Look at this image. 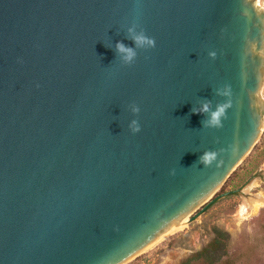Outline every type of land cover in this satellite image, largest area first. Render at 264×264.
I'll return each instance as SVG.
<instances>
[{
  "label": "water",
  "instance_id": "95a60500",
  "mask_svg": "<svg viewBox=\"0 0 264 264\" xmlns=\"http://www.w3.org/2000/svg\"><path fill=\"white\" fill-rule=\"evenodd\" d=\"M263 83L256 0H0V264L143 252L217 199L261 133ZM208 101L219 127L193 112Z\"/></svg>",
  "mask_w": 264,
  "mask_h": 264
},
{
  "label": "rangeland",
  "instance_id": "374dc122",
  "mask_svg": "<svg viewBox=\"0 0 264 264\" xmlns=\"http://www.w3.org/2000/svg\"><path fill=\"white\" fill-rule=\"evenodd\" d=\"M256 2L264 7V0ZM261 97L264 99V83ZM250 184L254 187L247 193L245 189ZM258 193L264 194V121L248 155L210 200L217 199L207 207L199 206L188 215L184 227L170 232L125 264H179L209 243L215 227L230 236L228 253L221 264H264V207L249 217L237 215L243 198Z\"/></svg>",
  "mask_w": 264,
  "mask_h": 264
},
{
  "label": "clouds",
  "instance_id": "9594fccd",
  "mask_svg": "<svg viewBox=\"0 0 264 264\" xmlns=\"http://www.w3.org/2000/svg\"><path fill=\"white\" fill-rule=\"evenodd\" d=\"M129 31L131 32L133 30L129 29ZM133 39H134L135 44L138 47H144V46L155 47L154 38L148 37L144 33H140L138 35H135L133 37ZM116 48H117L119 53L123 54V59H124L125 63H131L134 60V58L136 56V52L133 48L125 46L122 42H117ZM210 55L214 56L215 53H210ZM218 94H221V93H218ZM222 94L226 95L227 93H222ZM226 106L227 105H225V104H219L214 109H212L211 108V102L208 101V102H205L201 106V108L193 109V112L198 113V114H204V113L209 114L208 118L205 119L204 121H202V125L219 127V126H221V117L225 113ZM131 111L134 114H138L140 112V107L138 105L134 104L131 106ZM129 128H130L132 133L140 132L141 131V125H140L139 120L133 119L129 124ZM214 158H215L214 153L205 152L199 157V162L207 165V164H210Z\"/></svg>",
  "mask_w": 264,
  "mask_h": 264
},
{
  "label": "trees",
  "instance_id": "16d2710c",
  "mask_svg": "<svg viewBox=\"0 0 264 264\" xmlns=\"http://www.w3.org/2000/svg\"><path fill=\"white\" fill-rule=\"evenodd\" d=\"M230 236L215 227L213 237L200 251L191 254L179 264H221L227 256Z\"/></svg>",
  "mask_w": 264,
  "mask_h": 264
},
{
  "label": "bare ground",
  "instance_id": "6f19581e",
  "mask_svg": "<svg viewBox=\"0 0 264 264\" xmlns=\"http://www.w3.org/2000/svg\"><path fill=\"white\" fill-rule=\"evenodd\" d=\"M253 187H254V184H250L245 189V191L247 193H250V191ZM263 207H264V194L258 193L255 195H251L249 197L245 196L243 198V201L239 205V208L237 210V215L240 218L249 217V216L256 214L259 211V209H261ZM187 218H188V216L180 219L178 222L173 224L169 228V230L167 232L163 233L161 236H159V238L154 243L162 240L164 237H166L170 232L174 231L175 229L180 228V227H184L186 225Z\"/></svg>",
  "mask_w": 264,
  "mask_h": 264
}]
</instances>
